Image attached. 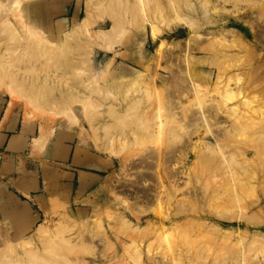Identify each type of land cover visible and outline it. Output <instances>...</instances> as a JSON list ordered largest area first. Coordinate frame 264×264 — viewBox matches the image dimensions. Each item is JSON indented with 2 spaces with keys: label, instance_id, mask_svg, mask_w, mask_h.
Instances as JSON below:
<instances>
[{
  "label": "rangeland",
  "instance_id": "obj_1",
  "mask_svg": "<svg viewBox=\"0 0 264 264\" xmlns=\"http://www.w3.org/2000/svg\"><path fill=\"white\" fill-rule=\"evenodd\" d=\"M21 4L45 24L39 38L16 15ZM192 79L202 88L182 97L185 120L165 116L169 93L180 98ZM0 95L22 103L24 130L38 123L30 157L40 175L28 203L0 202V264H176L174 253L177 264H264V0H0ZM207 108L227 121L188 120ZM24 140L20 132L10 146ZM185 141L179 197H193L156 211L189 203L206 223L182 221L163 237L133 232L125 219L142 228L157 212L138 222L123 192L134 193L139 174L157 186L158 160L168 165ZM206 142L229 161L211 162ZM66 145L102 165L69 173Z\"/></svg>",
  "mask_w": 264,
  "mask_h": 264
},
{
  "label": "bare ground",
  "instance_id": "obj_2",
  "mask_svg": "<svg viewBox=\"0 0 264 264\" xmlns=\"http://www.w3.org/2000/svg\"><path fill=\"white\" fill-rule=\"evenodd\" d=\"M15 10H16V12H15L16 15H18V14L21 15V19L24 20V21H22L23 23L25 22V24H26V26H24V27L25 28H30L29 29L30 31H28V32H27L28 29L25 30L27 33H29V35L30 34H34V36H36V34H37V36L39 38L38 34H40V33L42 35L44 34L43 27H44L45 24L44 23H42V24L38 23L37 24V23H35V21H30L29 20L30 17H28L29 14L27 15L29 10L24 8V6L22 4L21 5H17ZM18 17H20V16H18ZM178 18H180V17L178 16ZM85 21L86 20H84V22ZM25 24H23V25H25ZM189 24H190V27H191V23H189ZM154 25H156V24H154ZM152 27H154V26H152ZM154 28H153V32L157 33L158 28H155V29ZM36 31H37V33H36ZM190 41H191V39L187 40L186 43H185V48H186L185 50L186 51L188 50L187 48H188V45H189ZM160 45H162V44H160ZM182 47H184V46H182ZM158 48H159V46H158ZM158 48H157V51H158ZM179 51H181V50H179ZM184 54H186V53H184ZM166 55H168V54H166ZM180 55H183V54H180ZM154 59H156V58H154ZM178 81H177V78H176V82H178ZM180 86L181 85H179V88L177 90H178L179 94L182 95V96L179 98V97H177L175 95V92L171 91L169 93V97H171V101L168 100V102H169V104L167 103L168 105H166V103H165V105L167 107H165L166 109L164 110V115L165 116L168 115V117H171V115H172L174 117V120H177L179 122H181L182 119L185 120L184 117H185V113L186 112H185L184 108L187 106V104L184 103L181 100L182 97H184V96L187 97L188 96V92L190 91L191 93H193L195 98H199L200 97L201 88H202V87L200 88L199 84L196 81H194L193 79H192L191 82H189L188 89L183 87L180 90ZM201 95H202V93H201ZM190 100H193V98L192 99L190 98ZM231 109H233L235 111L236 110H241L239 105H235ZM214 115L215 114H213V111H211V108H209V109L207 108L206 111L199 109L198 111H193V113L191 112V114L188 115V120L191 123L195 122V120H202L204 122H207L209 120V117H212ZM212 119H215V122H217L218 126H219V123H221V121H224V120L227 121V119H220V118H217V116L212 117ZM223 123L224 122H222V124ZM183 128H184V126H183ZM190 144H191L190 141L189 142L185 141L184 144H183V148L185 150H183V149L180 150L179 148H177V150L179 151L178 154H175L176 151L174 149H171L170 153L166 156V159H165V160L168 161L167 162L168 165H164L163 166L162 161L158 160L159 162H161L159 164V167L162 170H159V169H158V171L156 170L158 173H160L159 176H155L156 180L158 181V185L157 186H155V184H154L153 187H151V185H145V183H146L145 182V177H148V175L144 174V176H145L144 177L141 174H139L138 178H137V182H135V183L131 182V186H134L133 187L134 193H130V192H127V191L123 192L124 188H122V192H123L122 197H121L122 198V202L132 212V216L134 218H136V219H139L138 222L141 221L140 217H141V214L143 212H150V211L151 212H155V213L157 212L154 215V217L151 216V217L147 218V221H146L147 224L145 226H143L142 228L140 226H137V225L133 224V222L131 220L125 219L124 223L127 225V227L129 226L132 229L133 232H135V233L143 232L144 233L145 231H147L148 234L150 233V234H153L154 236L158 235L157 237H159V235L162 236V235L166 234L168 231H171V233H172V229L177 228L181 224L182 221H191L193 219H196L194 221H197L198 223H200V222H202L201 224L206 223V220L201 218V215L195 217L194 213L193 214L191 213V210L196 211V208L194 207L195 205H191L189 203H185L184 204L185 207L182 210H178L180 208V206H183L182 203L185 200L193 197V193L191 191H189L190 195L179 197V195H181V194L183 195V192H185V191H183V187L187 183L185 180H182V178H186V176L188 175V173L186 171L187 168L184 166L185 162H183V161H185L187 159V157H188L185 147H188ZM204 144H206V146H208V149H207V147L205 148V149L208 150V154L212 153V156L214 154H216L215 155L216 157L214 156L213 159H212V157L210 158L211 162L215 163L218 156L221 157L223 160L225 159V160L229 161L228 157L225 154V152L222 150V148L217 143L213 144L212 142H206ZM194 149H195V147L191 148L192 151H194ZM204 151H206V150H204ZM151 155L154 158L159 156L155 152H152ZM140 162H143V159H141ZM129 165H130V162L127 164V166H129ZM230 168H227L226 172H229V170L231 171ZM229 175H231V174H229ZM164 183H166V184H164ZM135 184H138V185L140 184V186L141 185L142 186L141 187H137V186H135ZM194 195H196V191H194ZM174 199L181 204V205L179 204L180 206H179V208L176 209V211L169 212V213H166V214H161L158 211H156L157 207H159L160 204H162V202L171 201V200H174ZM135 208H137L138 211H136ZM181 213L184 216L183 219H181L183 217V216H181ZM43 230H44L43 227L39 228V231H43ZM142 241H143V239H142ZM31 255L32 254H30V256ZM179 258H180V253H174L173 257L171 256V261H174V263L177 264V262L179 261ZM153 261H154V264H161V263L165 264V261L162 260V259H155L154 258Z\"/></svg>",
  "mask_w": 264,
  "mask_h": 264
},
{
  "label": "crops",
  "instance_id": "obj_3",
  "mask_svg": "<svg viewBox=\"0 0 264 264\" xmlns=\"http://www.w3.org/2000/svg\"><path fill=\"white\" fill-rule=\"evenodd\" d=\"M21 104L17 100L13 104H10V99L5 97V95H0V194H2L0 196V202L4 201L6 197L10 198L13 194L16 196V200L28 203L29 201L22 199V197L37 194L40 187V175L37 173L36 165L37 154L30 157L31 144L33 137L37 138L36 133L39 130V125L36 122L32 125L33 121L31 120L30 123L27 122L30 124L29 127L24 130V117L26 114L19 108ZM32 130L34 135L32 134ZM20 132H23L25 135L23 144L10 146L11 140ZM63 143L61 142L59 145H56L55 142V146H60ZM27 150H29L28 163L25 160ZM81 150L82 148L78 147V145L74 147L73 151L67 145L62 149V160L68 161V158L72 156L71 164L73 166L71 169L74 171L68 172H72L71 174L75 176L79 175L80 170L95 172L94 170L84 168L87 165H102L99 154L88 150Z\"/></svg>",
  "mask_w": 264,
  "mask_h": 264
}]
</instances>
